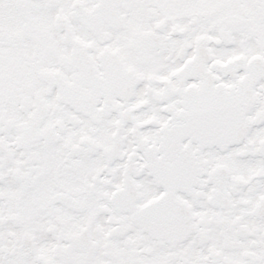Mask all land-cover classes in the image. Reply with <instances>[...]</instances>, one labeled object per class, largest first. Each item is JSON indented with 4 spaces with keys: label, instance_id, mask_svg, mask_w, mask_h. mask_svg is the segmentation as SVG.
<instances>
[{
    "label": "flooded vegetation",
    "instance_id": "flooded-vegetation-1",
    "mask_svg": "<svg viewBox=\"0 0 264 264\" xmlns=\"http://www.w3.org/2000/svg\"><path fill=\"white\" fill-rule=\"evenodd\" d=\"M0 264H264V0H0Z\"/></svg>",
    "mask_w": 264,
    "mask_h": 264
}]
</instances>
